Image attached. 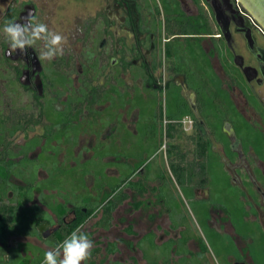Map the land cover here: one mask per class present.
I'll list each match as a JSON object with an SVG mask.
<instances>
[{
    "label": "flooded vegetation",
    "instance_id": "1",
    "mask_svg": "<svg viewBox=\"0 0 264 264\" xmlns=\"http://www.w3.org/2000/svg\"><path fill=\"white\" fill-rule=\"evenodd\" d=\"M29 18L62 56L9 54L4 22ZM186 186L226 263L264 264V30L242 5L0 0V264L77 228L85 264H210L203 239L173 258L155 238Z\"/></svg>",
    "mask_w": 264,
    "mask_h": 264
},
{
    "label": "clouds",
    "instance_id": "2",
    "mask_svg": "<svg viewBox=\"0 0 264 264\" xmlns=\"http://www.w3.org/2000/svg\"><path fill=\"white\" fill-rule=\"evenodd\" d=\"M10 52L19 50L24 53L38 41L43 43L44 50L41 59L52 61L64 54L67 44L65 36L50 31L47 24L29 18L25 23L13 19L6 20L3 25ZM94 242L89 236L77 228L57 245L54 249L45 252L43 264H85L91 259Z\"/></svg>",
    "mask_w": 264,
    "mask_h": 264
},
{
    "label": "crops",
    "instance_id": "3",
    "mask_svg": "<svg viewBox=\"0 0 264 264\" xmlns=\"http://www.w3.org/2000/svg\"><path fill=\"white\" fill-rule=\"evenodd\" d=\"M177 181L180 182V178H177ZM184 183V182H183ZM185 185V183H184ZM183 185V187H184ZM177 188V186H176ZM184 199L182 198V204L184 205V209L185 212L184 214L181 213L182 211H180L179 209L176 210V207L174 209V213L175 216H173V218L171 219V221L173 222V224L175 225V227H173V229L176 230V232H171L169 233L168 231H165L161 226L158 227V232L155 235V238H158L159 241V245H163V244H168L166 246H169V248L171 246H175L177 245L178 248L174 251L173 254V258H177L181 253L182 254H190L191 250L186 246L187 243H189V241H191L192 239H203L204 243L207 246V249L209 248L207 245V241L209 239V237L211 236L215 242L218 244V240L216 239V235L213 234L211 231L206 234L205 232H201L199 230V227H197V224L195 223V220L198 221L201 219L202 222L204 223L205 226V219L203 216H201L198 212L194 211V203L192 202V189L191 188H185L184 190ZM196 216V219H195ZM188 225H193L194 229L196 228L197 233L195 232H191V234L187 231H184L186 227H189ZM206 227V226H205ZM207 228V227H206ZM167 234H169V236L167 237ZM175 237H177L175 239ZM163 239H167L166 241H162ZM168 248V249H169ZM172 248V247H171ZM166 249V250H168ZM209 250V249H208ZM223 251V250H222ZM223 254H226V252ZM154 258L150 257V260L153 261ZM175 264H177L175 262ZM181 264V263H180ZM186 264H190L189 262Z\"/></svg>",
    "mask_w": 264,
    "mask_h": 264
},
{
    "label": "rangeland",
    "instance_id": "4",
    "mask_svg": "<svg viewBox=\"0 0 264 264\" xmlns=\"http://www.w3.org/2000/svg\"><path fill=\"white\" fill-rule=\"evenodd\" d=\"M196 219V216H195ZM197 220V219H196ZM195 220V223L197 224V227H199V230L201 232H205L206 234L208 233V229L204 226V223L202 222V220L198 221ZM193 231L195 233H197L196 228H193ZM210 232V231H209ZM207 245H208V249H209V263H213V264H227L226 260L224 259V254L223 251L220 249L219 245L215 242V240L210 236L208 241H207ZM141 264H143L144 262L142 260Z\"/></svg>",
    "mask_w": 264,
    "mask_h": 264
},
{
    "label": "water",
    "instance_id": "5",
    "mask_svg": "<svg viewBox=\"0 0 264 264\" xmlns=\"http://www.w3.org/2000/svg\"><path fill=\"white\" fill-rule=\"evenodd\" d=\"M264 30V0H237Z\"/></svg>",
    "mask_w": 264,
    "mask_h": 264
},
{
    "label": "built area",
    "instance_id": "6",
    "mask_svg": "<svg viewBox=\"0 0 264 264\" xmlns=\"http://www.w3.org/2000/svg\"><path fill=\"white\" fill-rule=\"evenodd\" d=\"M238 4H240L238 1H237Z\"/></svg>",
    "mask_w": 264,
    "mask_h": 264
}]
</instances>
